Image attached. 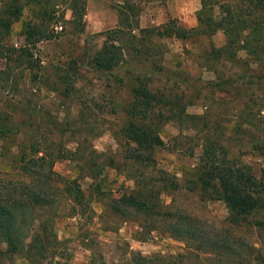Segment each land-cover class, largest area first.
<instances>
[{"label": "rangeland", "instance_id": "374dc122", "mask_svg": "<svg viewBox=\"0 0 264 264\" xmlns=\"http://www.w3.org/2000/svg\"><path fill=\"white\" fill-rule=\"evenodd\" d=\"M240 1L202 0L200 10V0H84L77 24L68 0H0V183L21 178V158L37 150L32 156L50 159L84 198L57 204L47 255L3 253L0 264H125L131 252L164 264H233L109 210L110 199L134 189L122 166L127 126L138 121L130 115L138 82L155 100V169L178 180L161 202L240 236L249 263L264 264V233L230 226L224 203L194 185L218 158L264 181L263 56L225 46L220 31L209 35L195 17L217 21L222 6ZM106 37L125 51L116 67L97 70L92 58ZM258 219L262 211L245 222Z\"/></svg>", "mask_w": 264, "mask_h": 264}, {"label": "trees", "instance_id": "16d2710c", "mask_svg": "<svg viewBox=\"0 0 264 264\" xmlns=\"http://www.w3.org/2000/svg\"><path fill=\"white\" fill-rule=\"evenodd\" d=\"M68 1L72 19H76L78 24L84 12V0ZM200 3L201 10L205 5L202 0ZM126 8L130 11L132 6ZM221 9L217 21L202 19L197 12L198 26L204 22L209 35L216 31L223 34L225 46L238 47L255 60H260V56L264 59V0H241L237 5H225ZM15 12H18L17 8L14 17ZM26 31L35 37L38 33L33 26L26 25ZM163 35H171V31ZM124 51L115 44V40L106 37L92 58V65L97 70H111L121 63ZM146 92V85L140 82L131 89L130 115L137 117L138 121L127 126L124 136L126 164L122 168L128 173L134 189L127 195L110 199L109 210L118 217H133L140 221L142 229L159 230L206 256L233 261V264H250L249 258H245L250 246L240 236L234 237L224 229H214L186 209L161 202V196H169L178 191L179 186L174 174L155 169L153 150L156 145H161V141L151 125L155 100ZM29 153L36 155L39 151L31 150ZM32 155L20 160L18 173L21 178L1 180L0 183V244L5 249L4 252L0 248V256L26 252L28 257H44L52 248L51 221L57 204L63 198L77 205L84 202L83 192L75 181L60 179L52 171V163L45 155ZM194 185L202 194L214 193L208 200L224 203L230 226L240 227L241 223H246V226L264 233V219L245 222L261 211L264 214L263 180L245 173L226 158H218L203 168ZM125 264L164 262L155 256L144 257L131 252Z\"/></svg>", "mask_w": 264, "mask_h": 264}]
</instances>
